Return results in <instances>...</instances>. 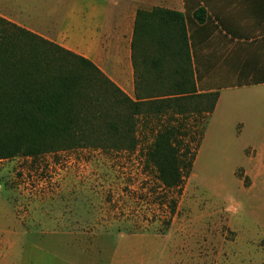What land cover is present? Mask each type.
<instances>
[{"label":"rangeland","instance_id":"374dc122","mask_svg":"<svg viewBox=\"0 0 264 264\" xmlns=\"http://www.w3.org/2000/svg\"><path fill=\"white\" fill-rule=\"evenodd\" d=\"M194 100L192 110L174 117L185 123L181 154L208 109ZM158 120L165 117L141 120L133 150L82 148L0 161V262L261 263L254 251L239 260L232 247L227 197L237 200L239 185L212 142L180 189L161 185L147 162Z\"/></svg>","mask_w":264,"mask_h":264},{"label":"crops","instance_id":"0c3cea01","mask_svg":"<svg viewBox=\"0 0 264 264\" xmlns=\"http://www.w3.org/2000/svg\"><path fill=\"white\" fill-rule=\"evenodd\" d=\"M160 10L184 18L196 94L218 96L204 113L193 171L212 142L244 205L231 216L232 247L239 260L254 251L264 264V0H0L1 18L87 59L132 100L137 84L145 85L139 72L148 58L137 50L135 66L136 35L149 27L168 39L176 34L173 16L158 12L149 20Z\"/></svg>","mask_w":264,"mask_h":264},{"label":"trees","instance_id":"16d2710c","mask_svg":"<svg viewBox=\"0 0 264 264\" xmlns=\"http://www.w3.org/2000/svg\"><path fill=\"white\" fill-rule=\"evenodd\" d=\"M158 12L173 16L176 34L168 39L167 34L144 27L147 35H136L135 66L137 50L148 56L142 76L145 85L137 84V100L87 59L0 17V161L82 148L133 150L141 120L165 117L157 122L147 162L163 187L180 189L192 175L203 132L193 133L190 143L195 149L189 144L181 154L177 145L185 123L175 120V114L182 117L192 110L196 97L208 103L202 114L210 113L218 96L196 94L194 75L187 67L183 16L160 10L147 14L149 20ZM152 53L159 55L154 61ZM171 63L174 67L168 70Z\"/></svg>","mask_w":264,"mask_h":264},{"label":"clouds","instance_id":"9594fccd","mask_svg":"<svg viewBox=\"0 0 264 264\" xmlns=\"http://www.w3.org/2000/svg\"><path fill=\"white\" fill-rule=\"evenodd\" d=\"M228 200V204L226 207V211L233 215V216H237L239 214H241L244 210V205L242 202L235 200L234 197H227Z\"/></svg>","mask_w":264,"mask_h":264}]
</instances>
